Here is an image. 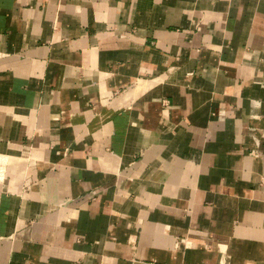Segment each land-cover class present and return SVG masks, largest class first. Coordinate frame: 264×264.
<instances>
[{
  "label": "crops",
  "instance_id": "obj_1",
  "mask_svg": "<svg viewBox=\"0 0 264 264\" xmlns=\"http://www.w3.org/2000/svg\"><path fill=\"white\" fill-rule=\"evenodd\" d=\"M0 264H264V0H0Z\"/></svg>",
  "mask_w": 264,
  "mask_h": 264
}]
</instances>
